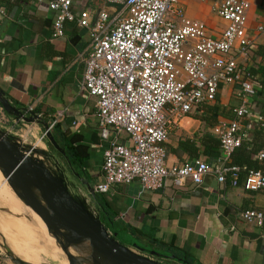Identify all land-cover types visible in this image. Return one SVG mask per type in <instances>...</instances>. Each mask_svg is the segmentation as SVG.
Returning a JSON list of instances; mask_svg holds the SVG:
<instances>
[{
  "label": "crops",
  "instance_id": "crops-1",
  "mask_svg": "<svg viewBox=\"0 0 264 264\" xmlns=\"http://www.w3.org/2000/svg\"><path fill=\"white\" fill-rule=\"evenodd\" d=\"M247 1L250 2L246 13L249 44L244 53L238 54V59L249 69L262 62V57L257 56L256 51L260 45H264V33L257 30L264 23V0ZM213 3L214 0H181L180 4L185 15L202 20L209 34L219 37L226 22L217 15ZM0 7L3 9L0 12V89L15 105L39 114L49 123L57 120L61 132L58 138L65 134L70 142L73 140V147L81 146L82 160L75 161L69 157L74 168L95 187L103 180L101 165L109 142L100 135L97 98L82 88L85 71L83 58L92 44L89 30L66 22L65 34L55 37L54 12L47 3L0 0ZM73 9L78 13L83 10L110 11V5L106 0H74ZM253 77L259 90L261 86L258 81L262 80V76L258 74ZM216 102L231 109V114H234L233 109L242 103L239 84L223 85L214 102L204 105L202 111L190 113L173 128L166 143L168 165L180 164L192 158L174 152L186 138L195 140L203 149L200 140L205 134L213 135L210 129L214 124H208L202 118L206 115L205 108ZM59 112H63L62 117H58ZM261 112L262 103H252L250 115L244 118L248 121L243 123L247 132L262 126L259 116L264 115ZM235 117V114L233 118L223 114L218 116V120ZM7 120L12 126L8 130L10 135L25 145L38 148L37 141V145L32 143L14 128L27 130L29 126L33 132L30 126L36 129L35 125H41L24 122L22 126L9 115ZM262 128L264 130V126ZM253 132L250 137H253ZM114 133L111 131L110 136ZM119 138L121 142L129 143L126 132H122ZM39 150L35 158L47 162L42 154V150H46L45 143L44 148ZM222 155L220 147L212 154H201L200 159L215 163ZM2 184L6 185L7 182L0 170V186ZM97 194L106 202L107 214L115 226L141 243L183 258L189 264H264V224L247 223L239 213L245 209H264V188L248 190L243 181L238 186L222 184L216 176L209 174L201 185L188 180L184 186L178 187L168 179L162 188L145 190L140 181L135 180L130 184H114L108 192ZM88 200L95 201L104 215L102 206L99 207L98 201L90 194ZM9 206L4 207L20 210ZM15 220L25 222L19 218ZM2 232L7 237L6 232ZM154 238L163 245L153 242ZM169 248H173V252ZM168 260L183 264L176 259ZM0 264H6L1 255Z\"/></svg>",
  "mask_w": 264,
  "mask_h": 264
},
{
  "label": "built area",
  "instance_id": "built-area-1",
  "mask_svg": "<svg viewBox=\"0 0 264 264\" xmlns=\"http://www.w3.org/2000/svg\"><path fill=\"white\" fill-rule=\"evenodd\" d=\"M34 1L47 3L54 12L55 37L65 34L66 22L91 34L82 88L97 98L100 135L109 142L97 192L135 180L145 190L162 188L168 179L178 187L188 180L201 185L209 174L222 184L238 186L243 181L248 190L264 188V171L250 170L242 180L241 168L228 164L246 136L242 119L250 115L251 98L258 90L238 59L249 44V1L214 0L215 12L226 22L219 37L211 36L202 20L185 15L181 0H106L110 11L79 13L73 9L74 0ZM257 30L264 33V23ZM236 83L242 97L234 108L236 117L223 118L210 129L220 140L222 158L215 163L194 158L168 165L166 143L173 128L214 102L223 85ZM57 115L62 117L63 112ZM259 122L264 126L263 116ZM56 123L51 122L50 129ZM122 132L129 143L119 140ZM239 213L247 223L264 224V209Z\"/></svg>",
  "mask_w": 264,
  "mask_h": 264
},
{
  "label": "water",
  "instance_id": "water-1",
  "mask_svg": "<svg viewBox=\"0 0 264 264\" xmlns=\"http://www.w3.org/2000/svg\"><path fill=\"white\" fill-rule=\"evenodd\" d=\"M0 104L19 125L35 123L46 129V150L42 154L47 162L44 163L32 156L34 148L0 127V170L13 192L38 214L53 235L62 236L69 243L87 238L101 253V264H168L165 262L168 259L189 264L183 258L144 245L119 229L103 208L102 215L95 201L88 200L90 194L97 202L95 187L76 171L66 150L51 132L50 123L39 114L15 105L1 89ZM7 252L16 264H25L9 249Z\"/></svg>",
  "mask_w": 264,
  "mask_h": 264
},
{
  "label": "rangeland",
  "instance_id": "rangeland-1",
  "mask_svg": "<svg viewBox=\"0 0 264 264\" xmlns=\"http://www.w3.org/2000/svg\"><path fill=\"white\" fill-rule=\"evenodd\" d=\"M5 114L4 109L0 106V127L5 130L12 129L11 123L7 120V115ZM35 126L36 129L30 126L33 132L29 129V126L27 130L20 127H15L14 130H18L20 134L25 135L24 138L32 141V143L40 139L39 144L44 145L42 141L45 142L47 139L46 129L42 125L39 127H37V125ZM48 149H51V147L49 146ZM2 205L6 207L10 205L9 207L12 208L13 206L20 210H12ZM2 211L15 219L19 218L25 220V222L17 221ZM1 228L3 230L0 231V255L6 264L16 263L11 259L7 250L4 248L3 244L5 243L9 246L11 252L25 264H101L100 254L90 247H88V249H72L66 245L74 255L75 250L80 253L79 256H76L77 260L69 258L68 253L61 246L63 244L60 243L63 242L65 244L67 241L60 236L57 237L53 235L52 231L46 228L45 223L38 214L32 211L19 199L8 183L3 185L0 190V229ZM2 231L6 232L9 236L6 237ZM76 245L77 244H75V246ZM165 262L168 264H176L171 260H165Z\"/></svg>",
  "mask_w": 264,
  "mask_h": 264
},
{
  "label": "trees",
  "instance_id": "trees-1",
  "mask_svg": "<svg viewBox=\"0 0 264 264\" xmlns=\"http://www.w3.org/2000/svg\"><path fill=\"white\" fill-rule=\"evenodd\" d=\"M257 56L262 57V62L258 63L257 67H250L248 70L252 76H256L258 74H261L262 80L258 81L261 88L257 91L256 95L251 98L252 103H262V115H264V45H260L256 51ZM2 107V105L0 104ZM3 108V107H2ZM5 111V110H4ZM6 112V111H5ZM205 114L203 116V120L208 124H215L217 123L218 116L223 115L229 118H233L234 114L231 109L228 110L227 107L221 105L219 102H216L214 104L208 105L205 108ZM234 112V109H233ZM7 114V112H6ZM8 115V114H7ZM244 119V118H243ZM244 121V122H243ZM242 122L245 124L248 120H243ZM261 126V125H260ZM255 128V130H254ZM248 130H246V136L242 141L241 146L237 147L234 152L231 155V158L228 162V164L231 165H237L241 168V178L242 180L245 179L247 173L250 170H262L264 171V156L262 158L259 157V153L263 152L264 154V130L261 127H254ZM255 131V133L253 132ZM51 132L54 134L60 145L66 150L68 156L75 161L82 160V156L80 154V147H73L71 142L67 138H65V134H62L59 139V134L61 133L59 130V125L55 124L53 128L51 129ZM253 134V137H250L251 133ZM200 145L203 149H201L200 146L197 145V142L191 138H186L182 140L179 143L178 149L174 150L179 156H182V154H186L192 158H200L201 154L209 155L212 154L214 151L219 149L221 147L220 140L211 135V134H205L201 140ZM252 155H255L254 158ZM189 159V160H190ZM81 162V161H80ZM97 201L102 206L103 209L107 212V204L104 200H102V197L100 194H97ZM110 213L113 214V212L110 210ZM153 242H156L161 246L163 243L160 240H156L155 238L152 239ZM144 245H147V243H143ZM173 252V248H169ZM164 251V250H162Z\"/></svg>",
  "mask_w": 264,
  "mask_h": 264
},
{
  "label": "bare ground",
  "instance_id": "bare-ground-1",
  "mask_svg": "<svg viewBox=\"0 0 264 264\" xmlns=\"http://www.w3.org/2000/svg\"><path fill=\"white\" fill-rule=\"evenodd\" d=\"M39 142H40V139H38L37 140V143H38V145H37V143H35L37 146H38V148L39 149H43L44 148V145L43 144H39ZM41 145V146H40ZM26 146H28V145H26ZM28 147H30V148H34L36 151L35 152H31L32 153V156L35 158V155L37 154V153H40V150L38 149V148H36V146H28ZM43 151V150H42ZM45 151V150H44ZM3 186V184L0 186V188ZM0 230H3L2 228L0 229ZM7 236H9V235H7ZM60 237H62V236H60ZM63 238V237H62ZM75 244H77L76 246H75ZM75 244L74 243H69V242H66L65 244H63V245H61L63 248H64V250L66 249V252L67 253H70L72 256H71V258H72V260H77V258H76V256H79L80 255V253L78 252V251H76L75 250V255L66 247V245L68 246V247H70V248H72V249H79V248H82V249H88V247H90V248H93L94 250H96L93 246H92V244L90 243V241L87 239V238H82V239H80V240H78V241H76L75 242ZM5 246H6V248H7V250L9 249V251H10V253L15 257V258H17L16 257V255H14L12 252H11V250H10V248H9V246L5 243L4 244ZM97 251V250H96ZM99 254H101L100 252H98ZM78 254V255H77ZM85 255V254H84ZM18 259V258H17ZM28 263H30V262H28Z\"/></svg>",
  "mask_w": 264,
  "mask_h": 264
}]
</instances>
